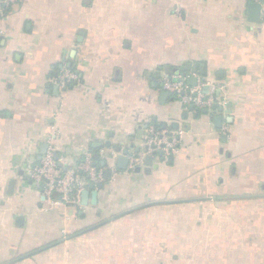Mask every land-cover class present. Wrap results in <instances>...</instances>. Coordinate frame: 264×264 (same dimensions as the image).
Listing matches in <instances>:
<instances>
[{"label": "crops", "instance_id": "1", "mask_svg": "<svg viewBox=\"0 0 264 264\" xmlns=\"http://www.w3.org/2000/svg\"><path fill=\"white\" fill-rule=\"evenodd\" d=\"M250 3L0 6V264H264V2L259 23ZM166 76L224 87L225 103L186 107ZM150 127L180 143L148 167ZM51 141L69 167L91 155L104 171L96 205L45 201L29 172Z\"/></svg>", "mask_w": 264, "mask_h": 264}, {"label": "built area", "instance_id": "2", "mask_svg": "<svg viewBox=\"0 0 264 264\" xmlns=\"http://www.w3.org/2000/svg\"><path fill=\"white\" fill-rule=\"evenodd\" d=\"M251 3H262V0H249ZM11 0H0V6L9 5ZM77 75L70 70H64L58 78L61 88H67L76 81ZM204 83L194 87L188 86L184 80H173L166 76L162 83V89L167 91L184 106L193 107L199 111L210 110L217 105H223L226 100L225 88L208 85L205 93ZM217 92L223 93L217 96ZM180 136L168 130H159L150 127L144 137L145 154L157 155L162 152V157L169 158L177 152ZM53 141L41 160V163L29 172V177L35 185L41 188L45 201L49 204H58L71 209H82L81 195L89 187L97 188L105 181L104 171L98 170L93 165L91 155H87L76 166L69 167L63 161L56 159ZM128 171H133L140 163L141 158L135 153L128 156ZM116 174V168L110 169Z\"/></svg>", "mask_w": 264, "mask_h": 264}, {"label": "water", "instance_id": "3", "mask_svg": "<svg viewBox=\"0 0 264 264\" xmlns=\"http://www.w3.org/2000/svg\"><path fill=\"white\" fill-rule=\"evenodd\" d=\"M263 2H264V0H262V3ZM262 3H250L249 4L248 11H249V20H250V22H252V23H259L260 18H261V12H262ZM219 120L220 119H218L217 121H219ZM137 150L139 151L140 149H137ZM119 151H120V149L118 150V152ZM130 154L131 153H130L129 150H125L123 152V155L119 158V163H118L119 168H121L123 170L126 169V166L129 163L128 156ZM137 155H138V157L141 158V156H139V154H137ZM159 155H163L162 152H159ZM153 156L154 155L148 156L145 159L146 165L148 167H151L152 164H153ZM55 158L58 159V155H56ZM172 158H173V156H170L169 157V161H171ZM136 172H138V173L141 172V168L138 167L136 169ZM109 177H110V172L107 171L106 178H109ZM92 188L94 189V191H92V192H90L89 189H86V190H84L82 192V195H81V198H82L81 203H82V205H85V206L88 205L89 197L90 196L92 197V204L93 205H96L97 204L98 190H95V187L94 186H92Z\"/></svg>", "mask_w": 264, "mask_h": 264}]
</instances>
